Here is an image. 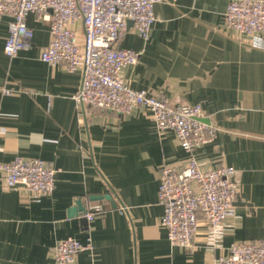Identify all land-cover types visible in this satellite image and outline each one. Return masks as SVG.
<instances>
[{
    "label": "crops",
    "instance_id": "crops-1",
    "mask_svg": "<svg viewBox=\"0 0 264 264\" xmlns=\"http://www.w3.org/2000/svg\"><path fill=\"white\" fill-rule=\"evenodd\" d=\"M229 1L157 3L149 39L129 24L117 44L139 55L120 70L131 88L200 104L217 125L214 141L193 152L201 166L235 169V216L217 241L200 222L188 248L169 242L157 191L162 167H178L190 153L171 131L158 133L142 107L123 116L78 106L82 70L40 59L48 23L28 13L32 45L10 58L8 21L0 20V161L39 158L56 169L53 193L39 198L0 175V264H55L53 248L66 237L91 240L74 264H215L231 243L264 238V50L225 27ZM104 194L115 208L91 199ZM77 200L84 210L70 215ZM95 202L107 208L87 220Z\"/></svg>",
    "mask_w": 264,
    "mask_h": 264
},
{
    "label": "built area",
    "instance_id": "built-area-1",
    "mask_svg": "<svg viewBox=\"0 0 264 264\" xmlns=\"http://www.w3.org/2000/svg\"><path fill=\"white\" fill-rule=\"evenodd\" d=\"M174 0H0V20L10 17L4 53L12 58L32 45L33 29L26 23L28 13L48 23L50 39L41 49L40 59L52 66L63 64L69 71L82 70L74 95L78 106L108 110L123 116L142 107L150 112L158 133L171 131L190 156L180 166L165 165L160 171L158 200L163 207L161 226L172 245H192L200 222L213 241L224 223L235 216L234 197L238 190L235 169L227 165L204 168L195 158L196 148L211 143L219 128L203 113L200 104H172L147 89H133L120 70L137 63L139 55L117 44L132 28L148 40L155 21L154 6ZM79 23L80 27L74 26ZM224 25L249 38V45L264 50V0H230ZM7 88L3 95L10 94ZM55 173L46 161L16 156L0 161V175L8 188L23 187L33 197L49 196L55 188ZM106 205L91 204L87 220L102 213ZM91 248V240L81 243L73 237L57 241L55 264H74L78 253ZM215 264H264V238L237 241Z\"/></svg>",
    "mask_w": 264,
    "mask_h": 264
},
{
    "label": "water",
    "instance_id": "water-1",
    "mask_svg": "<svg viewBox=\"0 0 264 264\" xmlns=\"http://www.w3.org/2000/svg\"><path fill=\"white\" fill-rule=\"evenodd\" d=\"M2 19L4 20H7V21H12L13 19L10 18V17H2ZM131 24V23H130ZM91 199L93 200H101V199H107V200H110V204L112 207H116L117 205L114 203V201L111 199V195L110 194H104V195H95V196H92ZM84 210V207H82L81 205V201L80 200H77L75 202V206L71 207L70 210H69V214H75L77 212H80V211H83Z\"/></svg>",
    "mask_w": 264,
    "mask_h": 264
}]
</instances>
